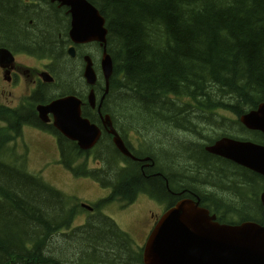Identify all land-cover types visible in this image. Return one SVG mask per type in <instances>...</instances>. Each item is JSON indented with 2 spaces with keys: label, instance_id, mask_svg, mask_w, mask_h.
I'll use <instances>...</instances> for the list:
<instances>
[{
  "label": "trees",
  "instance_id": "obj_1",
  "mask_svg": "<svg viewBox=\"0 0 264 264\" xmlns=\"http://www.w3.org/2000/svg\"><path fill=\"white\" fill-rule=\"evenodd\" d=\"M89 1L105 19L108 36L101 56L105 52L113 66L100 113L113 121L111 127L129 155L113 146L106 128L97 155L106 170L97 176V170L86 168V161L76 165L88 152L37 119L34 105L45 103V93L51 97L79 88L80 72L62 54L58 36L63 24L53 7L44 3L38 10L15 0L0 2V44L49 51L59 63L57 87L37 89L26 110L0 109V121L13 134L22 125L52 132L68 171L111 188L87 212L74 195L0 160V264H142V251H133L126 233L102 214L113 202L121 208L131 205L139 193L166 201L168 207L195 200L220 224L251 221L264 227V204L257 197L250 201L244 193L262 177L207 153L201 133L212 131L213 123L168 98H205L209 107L234 112L264 102V0ZM81 111L99 124L86 103ZM114 112L123 124L139 123L149 131L155 126L158 137L150 147L132 151L125 140L129 127L120 129ZM6 143L0 132V153ZM227 213L231 215L224 218ZM82 214L86 222L72 228Z\"/></svg>",
  "mask_w": 264,
  "mask_h": 264
},
{
  "label": "water",
  "instance_id": "obj_2",
  "mask_svg": "<svg viewBox=\"0 0 264 264\" xmlns=\"http://www.w3.org/2000/svg\"><path fill=\"white\" fill-rule=\"evenodd\" d=\"M66 3L73 9V40L78 43H105V21L97 11L84 0H66ZM101 64L107 85L112 63L105 52ZM84 78L87 84L93 85L95 82L90 65L85 69ZM88 101L93 107L92 94ZM79 106L80 102L73 97L56 101L51 107L54 111V125L72 140L79 139L82 149H88L96 143L100 132L95 125L80 118ZM240 121L245 127L264 133V102L243 115ZM103 123L109 128L115 147L129 155L120 137L112 129L108 116ZM208 150L264 174L262 147L223 141ZM261 198L264 203V194ZM141 261L142 264H264V227L254 222L218 224L215 217L209 216L198 204L192 205L190 200H182L158 219L142 247Z\"/></svg>",
  "mask_w": 264,
  "mask_h": 264
},
{
  "label": "rangeland",
  "instance_id": "obj_3",
  "mask_svg": "<svg viewBox=\"0 0 264 264\" xmlns=\"http://www.w3.org/2000/svg\"><path fill=\"white\" fill-rule=\"evenodd\" d=\"M58 20H61L58 18ZM93 53H95V50H92ZM65 58H67L65 56ZM70 62H72L69 58H67ZM73 63V62H72ZM75 65V63H73ZM82 80V79H81ZM77 92L79 94H84L86 92V88L83 85V81L79 88H77ZM179 98L185 100L184 105H180L187 107L191 113L196 114H204L208 111L215 112L218 107L213 106L209 107L211 105L210 100H206L205 98H197L196 100H192L190 97L187 96H179ZM207 98V97H206ZM221 101V100H220ZM222 102V101H221ZM109 104V103H108ZM110 105H108L109 110L111 109ZM179 108V109H180ZM203 109V110H202ZM208 110V111H204ZM250 110L249 109H242L241 111H235V112H246ZM234 112V111H233ZM234 112V113H235ZM114 114H116L114 112ZM118 113L114 116V119L116 120L118 126L120 129L124 130L129 127V129H135L138 135L134 133L135 140L133 141V145L141 148L142 150L146 149L147 147H150V143L154 142V140L158 137L159 129L155 126L152 128L151 131L145 130L142 128L141 124L136 123L131 125L130 123L123 124L118 119ZM213 121L218 122L220 118L218 116H215ZM237 125V124H236ZM4 125L0 124V127H3ZM235 125L232 127L234 128ZM239 126L237 125L234 130H238ZM38 134L37 136H31L30 134ZM2 136H5L4 132H1ZM32 140V141H30ZM51 144V146H46ZM11 147V146H10ZM17 147L19 148V153L23 154L25 153L22 151L23 149L27 151V155L29 156V164L28 165H22V167L18 164L15 165L16 169H24V171L29 173L36 178H39L41 181L43 179L54 186L56 189L62 191L64 194L67 195H73L76 198H81L84 200H87L88 202L94 203L98 200L104 198V196L97 197L98 194H92L93 192L103 193L105 192L107 195L109 193V190L107 188H102L98 186L96 189L91 185L90 183H95L91 179L89 182L84 181L82 184H75L72 179L79 180L81 178H75L71 176L62 166V168L57 167L58 164V151L55 145V139L52 135L36 130L29 126H24L22 128V138L17 141ZM96 151L92 152L90 156L95 157ZM10 159V161L7 162V160ZM0 160L6 162V163H13V160L10 156L7 154H3L0 156ZM94 170V169H93ZM61 171H65L68 173L72 179H69L61 174ZM98 172V171H97ZM100 172L97 173V176ZM43 177V178H42ZM45 177L49 180H46ZM83 179V178H82ZM87 178H85L86 180ZM94 179V178H93ZM106 195V196H107ZM105 196V197H106ZM156 202L148 199L145 196H139L137 200L132 204L125 208H121V206L117 202L110 203L109 205H106V207L102 210V214L112 219L115 224L118 226V228L125 232L128 236L129 240H131V249L135 252H138V248L142 247L144 244V239L146 238L144 231L149 223L150 215L158 216L161 215L165 209L168 206V203L165 201H162L161 199H156ZM260 200V199H259ZM95 202V203H96ZM259 202V201H258ZM153 220H151L150 223H152ZM86 222V214H82L76 217L73 227L75 228L78 225H82ZM143 225V227L141 226ZM146 232V231H145Z\"/></svg>",
  "mask_w": 264,
  "mask_h": 264
},
{
  "label": "flooded vegetation",
  "instance_id": "obj_4",
  "mask_svg": "<svg viewBox=\"0 0 264 264\" xmlns=\"http://www.w3.org/2000/svg\"><path fill=\"white\" fill-rule=\"evenodd\" d=\"M3 1H6V0H0V2H3ZM15 2H19L20 3L19 5L21 7L38 8V10L43 8L44 3H47L51 7H53L54 11L56 12L55 14H56L57 18L61 19L59 22L63 24V28L61 29L62 30L61 35L58 36V39H59V41L61 40L60 45H61L62 54H64V56H66L68 58L67 51L72 46L71 41H70V36H69V31H70V15L68 14L69 9L67 7H60L59 3H57V2L52 3L50 0H15ZM95 46H96L97 55H101L102 49H100L97 45H95ZM77 48H79V47L78 46L75 47L76 51H77ZM0 49H7L14 57L18 54H23V55L36 56V57L41 58V59H46L48 61V63L45 64L43 66V68L46 71L50 72L53 76L56 77L59 63L57 61V58L55 57V55L52 52L42 51L39 49L29 50V49L12 48L9 46H5L3 44H0ZM90 55H91V59H92V63H93V68L96 72H98L99 71V61L97 60V56H95V54H93L92 50L90 52ZM77 70L79 71L78 68H77ZM42 72H43L42 70L34 68L31 65L16 61V59H15V62L11 65H7V64L1 62L0 63V77L2 78V80L4 82V85L0 87V96L5 98V99L12 101L13 93L11 91V87H14L18 82H20L22 84V86L24 87V89L26 91H28L30 100L32 99L31 98L32 94L37 89H40L42 87L48 88V86H55V87L58 86V80L53 84H47L46 82H44L42 80ZM80 76H81V72H80ZM97 89L100 91L99 96H101L103 93V89L100 86L96 87V91H97ZM42 90H45V89H42ZM43 92H46V91H43ZM74 92H77V89L72 90L71 92H66V93L70 94V93H74ZM57 94H61V93H59V92L53 93V96H51V97H48L49 94L45 93V95H46L45 97L47 99L44 100L43 102H48V101L52 100ZM96 94H97V92H96ZM196 116L198 118L204 120V121H209V123H213L211 125V127L213 129L212 131L201 133L203 135V138H204L202 141H205V143L204 142L202 143L204 150H205L206 146L213 145L216 141L225 137L223 135L230 134L231 131L235 136L239 135L240 139H242V140H250V138H256V139L264 138L263 135H261L260 133H247L240 126H239L238 130H234L231 126V123L226 119H220L218 122L213 121L212 119L214 118L215 114L211 113V112H206L204 114H196ZM217 135L220 136L221 138H219L217 140H213V139H215V137H217ZM182 136H183V134H177L178 138L182 137ZM237 138H239V137H237ZM125 140H126V138H125ZM194 142L199 144L198 143L199 140H197L195 138H194ZM128 147H129V145H128ZM212 156H214V155H212ZM215 157L217 160L222 161L223 163H224V161H228L234 165H237V164H235V163H233L227 159H223V158H220L217 156H215ZM217 164H219V163H217ZM237 166H239L243 169H246L250 172H253V171L249 170L247 167L240 166V165H237ZM253 173H255V172H253ZM258 175L261 176L262 178L257 179L256 181H253L251 183L252 187L247 188L244 191L246 198L249 199L250 201L257 200V198H258V201L260 202V200H259L260 194L261 195L264 194V177L260 174H258ZM177 194H183V193H182V191H179ZM187 194H191V193H187ZM105 195H107V194H105ZM183 200H185V199H183ZM188 200H192V199H188ZM193 201H195V200H193ZM195 202H197V201H195ZM222 213H224V212H222ZM222 213H220V214H222ZM230 215L231 214L227 213V216L224 218H227ZM157 217H159V216L150 215L149 223L147 224V226L145 228L146 233L150 232V230L153 228V226L155 225V223L157 221ZM151 220H153L152 223H150Z\"/></svg>",
  "mask_w": 264,
  "mask_h": 264
},
{
  "label": "bare ground",
  "instance_id": "obj_5",
  "mask_svg": "<svg viewBox=\"0 0 264 264\" xmlns=\"http://www.w3.org/2000/svg\"><path fill=\"white\" fill-rule=\"evenodd\" d=\"M185 200H188V199H185ZM190 202H191V204L192 205H196L198 202H195V201H193V200H190ZM95 245V244H94Z\"/></svg>",
  "mask_w": 264,
  "mask_h": 264
}]
</instances>
